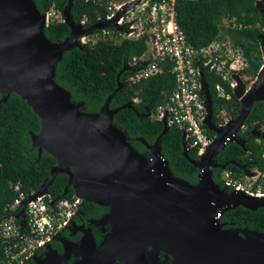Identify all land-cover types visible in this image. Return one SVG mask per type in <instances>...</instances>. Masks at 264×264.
<instances>
[{"label":"water","instance_id":"water-1","mask_svg":"<svg viewBox=\"0 0 264 264\" xmlns=\"http://www.w3.org/2000/svg\"><path fill=\"white\" fill-rule=\"evenodd\" d=\"M261 3L264 0L256 1V6L264 16ZM71 4L72 0H67L63 9L68 35L63 41L51 42L44 34L48 26L46 14L40 13L33 0H0V109L12 92L24 99L40 121L39 132L31 136L32 146L39 155L44 150L56 160L36 192L23 201L20 213L27 202L47 193L57 174L64 173L68 181L63 195L71 186L81 199L112 207L119 234L104 244L111 245V240L117 243L130 256L119 253L124 261L133 259L130 248L137 252L142 244H151L152 239V245L155 243L170 254L174 264H264V242L251 241L248 234L252 231L264 236V232L249 228L223 229L219 221L225 211L237 206L249 210L264 208V196L228 190L226 185L220 186L213 179V169H224L227 165L216 162L217 154L227 142L234 141L244 147L252 135L264 139V130L257 129L236 137L253 103L264 100L262 62L242 47L246 65L259 73L258 81L245 90L239 74L232 73L235 81L232 93L240 101V108L234 118L218 125L212 121L211 95L202 76L208 111L204 123L214 132V137L205 158L201 151L197 159L190 158L183 142V155L197 168V182L192 184L174 176L167 160L156 151L160 136L169 129L164 120L162 132L154 144L148 145V155L138 152L112 124L113 115L122 107L111 109L109 102L122 87L119 75L130 68L127 63L118 74L116 89L97 113L80 111L81 104H73L70 92L54 80L61 54L80 47L85 34L106 26L97 22L85 27L82 22H74ZM262 54L264 60V48ZM136 101L131 100L124 106L129 107ZM139 140L145 143L142 138ZM78 165L82 169L83 195L75 188ZM244 173L247 177L253 175L247 170ZM233 229L237 233L225 235Z\"/></svg>","mask_w":264,"mask_h":264},{"label":"trees","instance_id":"trees-1","mask_svg":"<svg viewBox=\"0 0 264 264\" xmlns=\"http://www.w3.org/2000/svg\"><path fill=\"white\" fill-rule=\"evenodd\" d=\"M256 1L179 0L176 4V21L187 42L195 48H202L218 39L222 21L228 19L231 25L227 32L232 45H246L247 51L254 55L252 52L258 50L262 40L261 29L264 27V16L260 7L256 6ZM33 2L40 13L54 8L63 14L67 0ZM70 13L74 22L84 21V26L87 27L105 18V3L97 0H72ZM68 33L69 26L64 21L50 22L44 29L46 38L51 42L63 41ZM144 50L142 40L124 39L114 42L111 39H98L94 43H84L61 54L56 63L54 80L70 92L73 104H81L80 111L97 113L116 89L118 74L123 65ZM138 66L121 72L119 81L122 87L111 97L109 107H122L113 115L112 124L124 133L126 140L138 152L148 155V145L154 144L163 129V123L150 114L155 113L166 102L175 88V78L170 71L171 64L168 63L161 73L131 82L129 76ZM203 71L212 100L213 123L218 125L225 117L234 118L240 108V101L234 97L229 80L223 78L215 69L203 68ZM217 85L222 87L224 95L217 91ZM133 99L137 101L129 107L124 106ZM222 111L225 112L224 115ZM244 125L246 128L237 132V138L252 129H264V100L253 103ZM39 130L37 114L24 99L12 92L0 109V220L8 216L5 207L18 194L15 186L18 185L26 195L36 191L56 164V160L49 153L43 150L39 155L38 150L32 146L31 136ZM208 133L211 137L214 136L213 131L208 130ZM183 142V130L171 126L160 136L156 151L167 160L174 176L194 184L197 182V168L183 155ZM188 154L190 158L197 159L198 149L192 148ZM216 162L227 163L224 169H213L214 182L220 186H223L224 170H231L236 178H242L244 170L257 168L263 171L264 140L250 136L244 147L229 141L217 154ZM67 181L66 174L56 175L47 188L51 199L72 197L71 186L63 195ZM95 204L82 199L80 207L86 209ZM219 221L264 232V208L249 210L237 206L225 211Z\"/></svg>","mask_w":264,"mask_h":264},{"label":"built area","instance_id":"built-area-1","mask_svg":"<svg viewBox=\"0 0 264 264\" xmlns=\"http://www.w3.org/2000/svg\"><path fill=\"white\" fill-rule=\"evenodd\" d=\"M97 1L105 3V18L98 22L106 26L85 34L81 42L94 43L98 39H111L114 42L124 39L142 40L145 45L143 53L127 61L129 67L138 66L139 63L138 68L129 76L131 82L159 74L166 64H171L175 88L166 102L150 116L161 122L164 120L169 128L175 126L182 129L187 149L197 148L198 152L202 151L214 137L209 135V129L204 123L208 111L201 83L203 68L215 69L225 79V71L235 69L232 61L222 59L221 44L215 41L206 47L195 48L187 42L176 21V4L179 0ZM45 14L48 24L64 21L63 14L54 8ZM239 57L241 59L240 53ZM234 84L231 82V87ZM216 89L224 95L220 85ZM247 171L253 175L247 177L244 173L242 178H236L231 170H224L223 185L228 189L264 196V170L252 168ZM15 190L17 196L5 207L8 216L0 220V264H23L49 242L57 231L70 223L82 200L74 193L71 198L54 200L47 192L27 202L23 213H20L23 201L36 191L26 195L18 185Z\"/></svg>","mask_w":264,"mask_h":264},{"label":"flooded vegetation","instance_id":"flooded-vegetation-1","mask_svg":"<svg viewBox=\"0 0 264 264\" xmlns=\"http://www.w3.org/2000/svg\"><path fill=\"white\" fill-rule=\"evenodd\" d=\"M261 6L264 7V3H261ZM261 31L263 33L264 27H262ZM260 41L258 50L252 52L254 55L248 53L254 59L261 61V67L264 68L262 54L264 45H262V40ZM223 46L227 47V49L232 48L235 53L237 51L240 53L242 64H245L244 67L229 69V71L232 70V73L239 74L244 83V89H248L253 82L256 83L258 81L259 73L254 72L246 65V61L242 56V47H246V45L235 47L232 43H229L228 46L223 43ZM232 73L228 74L229 78H227L230 84L231 82L235 83ZM224 113L222 111L223 115ZM245 128L243 124L240 130ZM252 136L263 139L261 136ZM112 213L113 209L110 205L95 204L82 209L79 204L70 223L57 231L49 242L40 247L23 264H174L172 256L156 247L157 245L142 244L139 247L140 251L138 250L137 252L130 248L133 259H128L127 261L122 260L118 256L119 253L114 249L120 248L117 243L113 242L109 247L102 248V245L113 230L114 220ZM222 228L232 229L240 227L225 223Z\"/></svg>","mask_w":264,"mask_h":264},{"label":"bare ground","instance_id":"bare-ground-1","mask_svg":"<svg viewBox=\"0 0 264 264\" xmlns=\"http://www.w3.org/2000/svg\"><path fill=\"white\" fill-rule=\"evenodd\" d=\"M211 147V143H208L203 149H202V151H201V156L203 157V158H205L206 157V154H207V151H208V149ZM81 178H82V169H81V167L78 165L77 166V171H76V173H75V181L77 182V183H75V188L76 189H78V194H80V195H83L82 193H83V191H82V188H81ZM116 215H119V212H118V210L116 211ZM121 219V218H120ZM119 219V220H120ZM116 229H117V224L114 222V224H113V230H112V233H111V235H109V237H108V239L106 240V241H109L112 237L111 236H113L114 238H115V236H117L118 234H117V231H116ZM244 232H248V231H244ZM222 233V232H221ZM223 233H224V231H223ZM235 233H237V230L236 229H233V230H230V231H228V232H225V235H234ZM248 234H249V236H250V240L251 241H256V242H260V241H262V242H264V236H262V235H259V234H256V233H254V232H248ZM136 234L133 232L132 233V236H135ZM151 242V244H152V239L150 240ZM113 241L111 240V243H112ZM153 245H156L155 243H153ZM107 246L109 247L110 246V244H108V245H105V244H103L102 245V248H107ZM156 247H159V246H156ZM118 253H120L121 255H126L125 254V252L124 251H122L121 250V248H114ZM125 257H130L128 254L125 256Z\"/></svg>","mask_w":264,"mask_h":264},{"label":"rangeland","instance_id":"rangeland-1","mask_svg":"<svg viewBox=\"0 0 264 264\" xmlns=\"http://www.w3.org/2000/svg\"><path fill=\"white\" fill-rule=\"evenodd\" d=\"M231 25V21L228 20V19H224L222 21V29L220 31V34L218 36V39L216 41H218L220 44H222V48H221V51H220V54L222 55V59H228L230 61H232L235 66L236 69L240 68V67H244L245 64H242V60L240 59L239 57V53H235V51H230V48L227 49V47L223 46V43L228 46L229 43H232L231 41V38L227 32V28ZM237 51V50H236ZM238 52V51H237ZM232 71H229L226 70L225 71V76L227 78H229V75L228 74H231ZM251 87H252V84H251ZM226 118V117H225ZM228 119V118H226ZM225 119V120H226ZM224 122V121H223ZM226 122V121H225ZM73 170V169H72ZM256 170V169H255ZM253 181V180H252ZM246 182V181H245ZM248 182H246V184H248ZM264 187V184L262 185ZM228 190H232V189H228ZM114 219V218H113Z\"/></svg>","mask_w":264,"mask_h":264},{"label":"crops","instance_id":"crops-1","mask_svg":"<svg viewBox=\"0 0 264 264\" xmlns=\"http://www.w3.org/2000/svg\"><path fill=\"white\" fill-rule=\"evenodd\" d=\"M229 119V118H228Z\"/></svg>","mask_w":264,"mask_h":264}]
</instances>
